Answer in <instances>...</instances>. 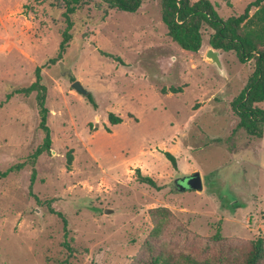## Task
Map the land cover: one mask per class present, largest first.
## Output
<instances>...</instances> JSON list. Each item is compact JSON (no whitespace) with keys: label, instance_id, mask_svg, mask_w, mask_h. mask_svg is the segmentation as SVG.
<instances>
[{"label":"rangeland","instance_id":"374dc122","mask_svg":"<svg viewBox=\"0 0 264 264\" xmlns=\"http://www.w3.org/2000/svg\"><path fill=\"white\" fill-rule=\"evenodd\" d=\"M82 1L70 16L67 47L48 64L65 26L61 0H0V172L18 165L0 177V264H132L154 208L198 238L217 232L235 240L236 252L264 238V129L250 137L232 109L253 60L240 64L217 51L220 72L205 57L206 27L196 53L181 50L166 35L159 0L104 16L97 0ZM207 1L225 19L253 0ZM36 67L50 147L31 164L43 137L34 92L4 97L28 86ZM74 81L94 107L71 88ZM255 106L264 110V100ZM108 113L121 122L108 124ZM136 170L157 188L138 182ZM192 172L200 192L172 184ZM48 208L65 220L68 249Z\"/></svg>","mask_w":264,"mask_h":264},{"label":"trees","instance_id":"16d2710c","mask_svg":"<svg viewBox=\"0 0 264 264\" xmlns=\"http://www.w3.org/2000/svg\"><path fill=\"white\" fill-rule=\"evenodd\" d=\"M104 6L102 15L107 10L134 13L145 0H97ZM63 5V21L65 26L60 34L57 53L54 58L47 60L53 64L67 47L70 40L69 30L72 23L70 16L75 13L82 0H61ZM160 20L165 27L166 35L172 43L181 50L196 53L201 45L202 27L210 30L207 44L214 51L231 52L240 64L253 60V69L246 82L232 101V109L237 117V126L242 128L250 137H261L264 129V110L255 105L264 100V0L249 2L239 15L221 19L207 0H159ZM253 8L254 13L249 17L248 12ZM253 18L254 29L247 28L246 23ZM104 56H109L105 55ZM113 59V58H112ZM117 60V59H115ZM33 81L26 87H17L5 95L7 101L14 94L28 95L34 92V101L38 116V129L43 137L41 144L30 155V163L50 147L49 129L46 125L47 109L44 106L45 87L40 84V68L34 69ZM170 93H179L181 88H169ZM89 104L94 107L90 95L86 96ZM0 102V107H1ZM107 122L116 125L121 122L119 117L108 113ZM173 170L176 169L174 157L163 153ZM71 161L70 153L65 155V167L68 169ZM18 165L0 172L4 177ZM136 172V180L152 188H157L154 182ZM34 171L30 174V185L33 182ZM50 214L57 216L62 222L63 246L68 249L65 240L67 236L66 223L62 215L48 208ZM152 224L146 238L140 246V254L132 264H264V238L256 237L250 240L246 247L236 252L233 247L235 240L223 238L217 232L206 238H198L178 223L164 208H154L148 211Z\"/></svg>","mask_w":264,"mask_h":264},{"label":"water","instance_id":"95a60500","mask_svg":"<svg viewBox=\"0 0 264 264\" xmlns=\"http://www.w3.org/2000/svg\"><path fill=\"white\" fill-rule=\"evenodd\" d=\"M205 57L207 59V61L214 65L220 72L222 71L221 68V64L218 58V54L217 51H214L212 49H208ZM59 67H61V63H58ZM64 71L61 70V74ZM71 88L78 94L82 95V96H86L87 95V91L81 86V84L79 83V81H74L71 83ZM179 183H184V186L187 189L193 190L195 192H200L201 191V182H200V177L199 174L197 172H192L188 175H182L180 177H176L172 180V184L179 188ZM111 211L110 210H103L104 214H109Z\"/></svg>","mask_w":264,"mask_h":264}]
</instances>
